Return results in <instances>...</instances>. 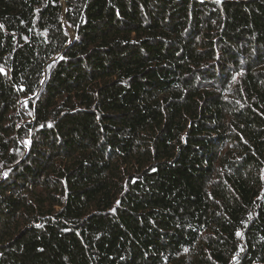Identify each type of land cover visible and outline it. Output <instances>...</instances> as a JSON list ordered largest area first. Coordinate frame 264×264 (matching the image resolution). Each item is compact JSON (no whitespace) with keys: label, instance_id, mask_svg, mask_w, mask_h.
I'll list each match as a JSON object with an SVG mask.
<instances>
[{"label":"trees","instance_id":"trees-1","mask_svg":"<svg viewBox=\"0 0 264 264\" xmlns=\"http://www.w3.org/2000/svg\"><path fill=\"white\" fill-rule=\"evenodd\" d=\"M0 264H264V0H0Z\"/></svg>","mask_w":264,"mask_h":264},{"label":"snow or ice","instance_id":"snow-or-ice-1","mask_svg":"<svg viewBox=\"0 0 264 264\" xmlns=\"http://www.w3.org/2000/svg\"><path fill=\"white\" fill-rule=\"evenodd\" d=\"M2 175H3L4 177H7V175H8L7 171L3 172Z\"/></svg>","mask_w":264,"mask_h":264}]
</instances>
